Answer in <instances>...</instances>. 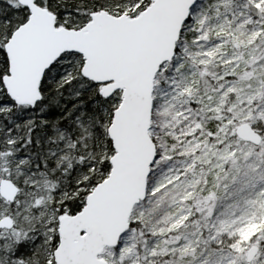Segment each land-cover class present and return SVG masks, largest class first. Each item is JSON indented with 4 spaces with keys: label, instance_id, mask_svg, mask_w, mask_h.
I'll use <instances>...</instances> for the list:
<instances>
[{
    "label": "snow or ice",
    "instance_id": "obj_1",
    "mask_svg": "<svg viewBox=\"0 0 264 264\" xmlns=\"http://www.w3.org/2000/svg\"><path fill=\"white\" fill-rule=\"evenodd\" d=\"M0 264H264V0H0Z\"/></svg>",
    "mask_w": 264,
    "mask_h": 264
}]
</instances>
